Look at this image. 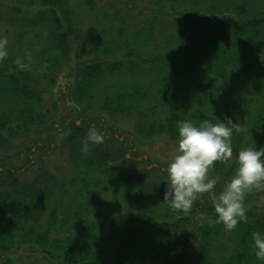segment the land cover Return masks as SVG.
I'll return each instance as SVG.
<instances>
[{
	"label": "trees",
	"instance_id": "1",
	"mask_svg": "<svg viewBox=\"0 0 264 264\" xmlns=\"http://www.w3.org/2000/svg\"><path fill=\"white\" fill-rule=\"evenodd\" d=\"M0 37V264H264V188L229 231L207 192L187 212L163 200L169 161L144 151L177 143L180 120L231 117L232 157L208 170L219 192L238 150L264 146V0H0ZM52 141L68 166L42 173Z\"/></svg>",
	"mask_w": 264,
	"mask_h": 264
},
{
	"label": "clouds",
	"instance_id": "2",
	"mask_svg": "<svg viewBox=\"0 0 264 264\" xmlns=\"http://www.w3.org/2000/svg\"><path fill=\"white\" fill-rule=\"evenodd\" d=\"M7 43L5 37H0V58L7 56ZM176 128L177 146L165 169L163 200L172 208L187 212L198 194L207 192L217 214L214 219L209 218V223H222L226 230H232L238 221L246 219V192L264 188V146L240 148L235 156L234 174L222 190L216 192L217 179L208 176L209 166L216 160L232 157L231 136L234 130H239L238 125L231 117H219L199 122L183 119L177 122ZM102 139L94 129L89 130L88 140L99 142ZM87 147L85 143L83 150ZM251 238L256 257L264 260V232L253 231Z\"/></svg>",
	"mask_w": 264,
	"mask_h": 264
},
{
	"label": "rangeland",
	"instance_id": "3",
	"mask_svg": "<svg viewBox=\"0 0 264 264\" xmlns=\"http://www.w3.org/2000/svg\"><path fill=\"white\" fill-rule=\"evenodd\" d=\"M59 88L57 89V92H53L51 96L46 97V101L48 102L49 105H52L56 100H60L65 104V99L62 88H65V85L62 83L61 85L58 86ZM62 91V92H61ZM64 117H68L70 115V112H67V110H64ZM124 120H119L118 123L124 127H126L128 130H132V122L131 120L124 121ZM77 124H80V121H77ZM112 124V123H111ZM21 141H16L13 143L12 148H10L7 152L12 153L15 152V150L19 147V143ZM54 142H51V147L52 149H49L48 147H45V149L42 152H38L36 160H39L38 162L40 165L38 166L40 168V171L43 172H51L53 174H56L58 170H61L63 168H67L68 166V154L65 151H60V150H55L56 146L53 144ZM177 143H170L166 139H157L154 141H150L146 144L144 151L148 152L149 155L152 157V161L155 162H160V163H166L171 159V156L173 155L175 149H176ZM32 151L37 152L36 149H32ZM147 159L146 154H144ZM26 158V155H23L19 158H16L14 161L18 166H23L24 165V159ZM29 158L33 159V156H29ZM140 161L141 159H137ZM12 164V163H11ZM9 164V165H11ZM148 169L158 167L157 163L152 164V165H147ZM66 170V169H64ZM34 173H30L31 175ZM151 176L155 179L159 177V172H153ZM29 177V178H30ZM257 206L264 209V199L260 198V200L257 202Z\"/></svg>",
	"mask_w": 264,
	"mask_h": 264
}]
</instances>
